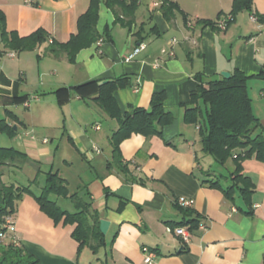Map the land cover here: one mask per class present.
Masks as SVG:
<instances>
[{
  "label": "crops",
  "instance_id": "1",
  "mask_svg": "<svg viewBox=\"0 0 264 264\" xmlns=\"http://www.w3.org/2000/svg\"><path fill=\"white\" fill-rule=\"evenodd\" d=\"M171 1L179 9L168 20L160 9L161 0H138L133 21L127 25L130 17L120 5L110 7L100 0L96 29L101 37L69 62L63 54L56 58L46 53V46L70 38L90 0H32L31 4L0 0L5 31L20 37L38 29L47 34L44 43L20 52L6 49L0 36V120L14 131L0 130V135L16 146H3L7 141L0 138V147L25 154L11 167L30 169L27 184H12L27 186L36 194L43 184L38 178L42 175L44 182L45 173L54 170L69 185L60 166L74 167L75 190L97 214L98 225L101 219L109 221L103 245L79 249L71 235L74 226L54 223L32 193L24 194L11 214L15 224L11 235L14 246L37 259L35 264H146L143 247L155 252L152 264H264V156L242 160L246 179L226 197L205 180L218 176L222 186L232 185L233 160L221 166L201 150L198 127L184 122L181 106L190 99L197 72L223 77L222 71L231 75L239 70L247 77L251 108L260 124L254 134L262 132L264 139V23L250 19L252 12L264 17V0H251L250 9L239 10L225 30L195 19L222 18L233 0ZM140 42L146 47L125 60ZM123 76L126 84L113 93L121 114L132 107L148 108L153 93L163 91L164 109L174 118L161 134L131 133L121 140L118 166L110 145L118 120L104 113L94 97L99 85ZM23 97L36 105L22 119L14 110L32 107L23 104ZM51 134L58 139L56 145ZM63 138L73 152L57 156ZM180 196L192 199L198 218L194 229L185 226L190 231L188 242L170 227L182 220L175 205ZM67 200L73 209H65L74 211Z\"/></svg>",
  "mask_w": 264,
  "mask_h": 264
},
{
  "label": "trees",
  "instance_id": "2",
  "mask_svg": "<svg viewBox=\"0 0 264 264\" xmlns=\"http://www.w3.org/2000/svg\"><path fill=\"white\" fill-rule=\"evenodd\" d=\"M100 0H90L89 6L76 20L75 32L65 42L50 41L45 52L58 58L65 55L67 61L75 62L78 51L95 42L100 36L96 29L98 19V4ZM138 0H106L112 7L118 4L130 17L127 25L133 21V12ZM251 0H233L229 13L216 20L196 18L197 23L209 26L215 30H225L235 19L236 13L242 8L250 9ZM160 9L166 19L173 16L179 9L178 4L171 0H161ZM257 23H264V17L252 12ZM185 22L190 24L184 16ZM225 22V28L220 29L219 22ZM155 30V26L151 27ZM155 32V31H154ZM0 36L6 49L20 52L33 49L47 40L43 29H38L31 34L20 37L16 32H7L4 29V18L0 13ZM1 54V52H0ZM195 88L190 93V99L182 103L184 107V122L198 127L201 150L211 156L219 165L224 166L228 159H232L234 169L229 175L232 185L222 186L216 178L205 180L210 186L220 188L226 197L232 196L233 187L246 178L242 174V160L252 155L261 159L264 156V139L262 132L254 134L260 125L254 115L250 97L246 89L247 77L239 70H235L229 77L205 76L202 72L195 74ZM126 76L108 80L98 86L94 100L98 107L108 116L118 120V128L110 137L112 159L122 165L119 144L121 140L131 133L143 135L161 134V128L172 122L174 115L164 109V92L153 93L148 108L132 107L121 114L118 104L113 96L114 91L126 84ZM80 86L76 90H80ZM63 89V88H62ZM60 89L55 92L60 91ZM23 101L27 98L23 97ZM202 102V104H200ZM0 130L8 134L14 133L11 125L3 119L0 120ZM25 158V154L12 147H0V229L4 217L11 215L15 210V202L24 194L32 193L39 208L48 215L54 223L73 225L72 237L78 243V248L88 246L96 250L104 243V235L99 230L98 217L90 209L89 202L79 194V190L70 191L67 180L58 172L48 170L44 182L38 193H33L27 186H15L2 181L4 169L10 168L16 158ZM244 190L243 187H240ZM78 189H81L80 187ZM245 191V190H244ZM54 194L69 199L75 210L63 209L59 203L50 196ZM175 205L182 213V220L171 224V228L187 226L189 230L198 226L192 206H182L175 200ZM37 259L20 247H16L11 239L0 244V264H35ZM106 264V263H104Z\"/></svg>",
  "mask_w": 264,
  "mask_h": 264
},
{
  "label": "rangeland",
  "instance_id": "3",
  "mask_svg": "<svg viewBox=\"0 0 264 264\" xmlns=\"http://www.w3.org/2000/svg\"><path fill=\"white\" fill-rule=\"evenodd\" d=\"M30 105L32 106L31 108L29 109H26L22 106H18L15 111V113L19 116V117H22V119L25 117L26 113L30 112V110H33V108L35 107L36 105V102L32 101L30 103ZM39 127V126H38ZM20 128V127H19ZM19 131H21V128L19 129ZM2 137L0 138H3V140L5 139L7 141V144H3V146H15V144L13 142H11V140L7 137H4V135H0ZM51 138H54L53 134H51L50 136ZM53 143L54 145H56L58 143V139L54 138L53 140ZM2 143V142H0ZM2 145V144H0ZM73 152V149L71 148V145L67 142V140L65 138H63V143L59 145V148L58 150L56 151V155L59 156V155H62V153H71ZM58 159V157H57ZM56 165H59L58 162ZM43 169H45V166H43ZM29 167L25 166L23 169H15L13 167H10V168H5L4 169V173L2 175V181L6 184H9V183H12V182H18L20 184H27L28 183V176H30V171H29ZM60 171H63L62 173L66 174V176L68 177L69 179V188H70V191H74L76 189V184L78 183V180L76 178V171H75V168H70V169H66L62 166H60ZM29 172V173H28ZM38 181L40 184L43 183V177L42 175L38 178ZM33 189L34 190H38L37 189V186L36 185H33ZM52 199H58L59 200V203L60 205L62 206V208H66V207H69L70 209H73L72 206L70 205V202L63 198V197H57L55 195H51L50 196Z\"/></svg>",
  "mask_w": 264,
  "mask_h": 264
},
{
  "label": "built area",
  "instance_id": "4",
  "mask_svg": "<svg viewBox=\"0 0 264 264\" xmlns=\"http://www.w3.org/2000/svg\"><path fill=\"white\" fill-rule=\"evenodd\" d=\"M26 3L31 4L32 0H24ZM250 19L254 22H256V17L254 15L250 16ZM219 27L220 29H224L225 28V22L224 21H220L219 22ZM146 47L144 42H140L138 44V46L134 47L133 50L127 54L124 59L125 60H130L132 59L138 52H140L141 50H143ZM163 52H165V50H162ZM13 53H10L9 56H13ZM169 55H172V52L169 53ZM30 98H27L24 100L23 104L25 106H28L30 103ZM96 129H98V126H95ZM46 141V140H44ZM98 150V149H97ZM177 203L182 205V206H192V199L190 198H185V197H178L177 198ZM199 227L200 228H204L205 224L204 223H199ZM15 229V224H14V220L12 218V215H7L4 217V220L2 222L1 225V229H0V244H2L6 238H10L14 244H16V239L11 235L14 232ZM173 232L175 234H177L178 236L181 237L183 242H188L189 238H190V231L185 227V226H178L175 227L173 229ZM12 236V237H11ZM143 252H144V256H143V261L146 264H152L153 259L155 258V252L147 247H143L142 248Z\"/></svg>",
  "mask_w": 264,
  "mask_h": 264
},
{
  "label": "water",
  "instance_id": "5",
  "mask_svg": "<svg viewBox=\"0 0 264 264\" xmlns=\"http://www.w3.org/2000/svg\"><path fill=\"white\" fill-rule=\"evenodd\" d=\"M221 75L223 77H229L230 76V73L229 72H226V71H222L221 72ZM13 128L15 129L16 126L13 125ZM108 227H109V221L106 220V219H101L99 221V230L101 231L102 234H106L107 230H108Z\"/></svg>",
  "mask_w": 264,
  "mask_h": 264
}]
</instances>
